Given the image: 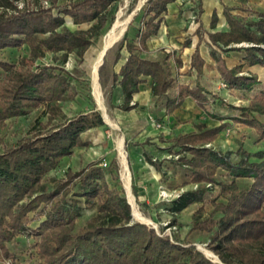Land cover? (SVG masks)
Listing matches in <instances>:
<instances>
[{
  "label": "trees",
  "instance_id": "1",
  "mask_svg": "<svg viewBox=\"0 0 264 264\" xmlns=\"http://www.w3.org/2000/svg\"><path fill=\"white\" fill-rule=\"evenodd\" d=\"M37 1V0H36ZM47 7L18 8L14 0H0V50L6 47L25 46L27 53L20 56L18 65L0 60L5 77L0 79V253L18 264L16 255L9 252L6 243L17 235H34L36 255L34 264H217L200 253L194 244L171 240L144 223L131 221L130 204L120 191L111 188L104 168L90 163L78 172L66 171V178L54 184L53 191L45 193L40 188L44 176L56 168L61 160L70 155L74 147L87 144L82 134L90 129L101 128L105 121L97 109L65 116L60 102L74 100L79 94L72 73L63 62L74 52L83 61L85 52L93 44L107 23V8L114 0H46ZM175 0H147L142 6L143 21L136 32V40L123 35V46L116 54L125 60L113 75L119 86L121 101L117 105L124 111L137 106L131 103L134 93L144 78H151V96L154 102L152 114L157 120L155 105L161 102L164 114L178 109L186 97H191L208 115V104L221 100L219 94L208 90L200 82L205 60L199 49L203 32L209 44L221 51L240 50L242 61L228 67L225 58L215 49L211 55L215 61L217 78L229 91H254L246 106L230 105L235 111L229 117L253 129L257 141L264 140V121L251 112L264 116V80L256 73H243L244 65L264 66V10L250 11L255 18L233 13V8L223 6L227 29L206 31L200 25L196 29L198 43L191 55L187 74L196 73L191 84H175V78L165 60L172 57L177 68L182 66L181 57L165 53L163 60L144 55L148 52V39L157 33L162 14L169 2ZM203 12L202 0H198V15ZM66 17L72 23H88L86 29L71 30L65 26ZM217 14L213 10L210 27L214 28ZM185 40L182 47L189 44ZM246 43L237 46L236 44ZM45 52L60 53L59 64L33 63ZM258 88V89H257ZM256 89V90H255ZM43 106L47 114L45 127L58 117L63 121L50 132H37L30 138H20L12 146H5L2 130L11 117L25 115L29 110ZM217 125L192 122L193 129L178 133L169 141L179 163L185 167L186 183L197 184L193 190L179 196L175 210L189 204L201 203L193 214L191 230L211 233L209 248L224 264H264V149L250 152L238 150L239 158L217 154L207 144L231 124L219 116ZM256 157L258 160H251ZM151 165L156 163L146 157ZM159 168V166H156ZM224 169L227 180L219 182L216 174ZM78 179L81 190L69 196L70 185ZM240 180H250L241 183ZM209 184V185H208ZM218 185L217 195L210 199L211 209L207 216L204 204L210 195V186ZM37 192H40L36 194ZM221 197L222 200H218ZM83 204V205H82ZM95 207L96 212L75 230L76 219L83 208ZM34 215H44L36 227L30 222ZM220 214L216 217V214Z\"/></svg>",
  "mask_w": 264,
  "mask_h": 264
},
{
  "label": "rangeland",
  "instance_id": "2",
  "mask_svg": "<svg viewBox=\"0 0 264 264\" xmlns=\"http://www.w3.org/2000/svg\"><path fill=\"white\" fill-rule=\"evenodd\" d=\"M69 1L59 0V3H67ZM140 1L143 0H114L107 8V23L105 27L99 35L94 36L93 44L85 52L83 61H80L74 52L68 54L63 65L72 73L73 82L77 84L80 94L74 100L60 102L65 116L70 117L78 112L91 109H97L102 113L93 85V63L101 48L104 33L118 13H122L123 16L133 14L130 24L127 26V37L130 40H136V32L143 21L142 6L147 0L139 7ZM16 2L17 4L22 3V7L27 6L29 8H36L40 5L47 7L49 5L45 0H16ZM224 2L229 6H235V12L246 18H255L250 11L264 10V0H225ZM175 3L179 13L186 17V23L178 35L181 40H184L194 36V30L197 26L195 17L198 13V0H175ZM212 4V0H205V7L208 12ZM207 18L210 19V16L206 12L205 19ZM64 24L71 30L86 29L89 26L88 23L76 25L68 17H66ZM207 24L205 25L207 26ZM218 28L222 29L224 25H218ZM194 39H196V36H194ZM178 42L180 43L181 41ZM123 44L124 42L121 39L118 44L112 47L100 64L101 66L97 69V82L102 96L101 101L107 110L109 120L103 117L104 126L84 132L82 138L87 144L74 147L70 155L65 156L56 168L44 176L41 180L40 188L48 194L53 191L55 182L66 178L67 170L78 172L90 163H97L104 168L105 177L110 187L120 191L127 202H130L121 172L120 159L123 153L131 174L130 186L136 208L143 216L149 218L151 223L138 220L133 215V208L130 203L131 221L144 223L154 228L158 233L169 236L171 240H179L184 244H194L200 253L211 259L199 249L198 245L202 244L211 250L208 244L212 234L191 230L193 214L201 203L193 202L179 210L174 209L177 204L175 202H178L179 196L185 191L195 189L197 184L186 183L188 180L187 171L179 163L178 155L174 153L175 149L171 147L169 140L178 133L192 130V122L203 121L207 125L213 126L219 123L218 117L222 116L227 118L231 125L207 145L216 151L217 154L229 156L235 161L239 158L238 150L255 152L264 149V140L258 142L257 135L253 129L232 122L229 119L234 113L240 114L241 112L231 109L230 105H248L249 100L239 99L237 96H243L242 94L246 92L247 95L253 97L254 91H239L236 94L227 88H220L217 85L219 78H217L216 71L213 69L212 61L208 55L210 49L203 45V54L208 61L206 70L208 71L209 79L203 77L202 83L210 87L212 92L219 94L223 100H217L209 107L211 116L205 111L200 114L180 111L176 113L177 111H174L170 115H165L162 103L159 101L156 103L155 108L161 120H157L152 114L154 102L149 87L150 80H146L145 84L139 87V91L133 95L131 103L137 102V106L130 111L121 110L117 107L121 101L120 88L115 85L113 75L125 60L126 52L124 48L121 49V58L117 62L115 60L117 51ZM241 44L246 45V43ZM178 48L174 49L170 45L162 48L152 47L144 55L163 60L165 53L174 52V56L181 54L186 59L185 53H182V50ZM25 53H27L25 46L6 47L0 50V60L18 65L20 56ZM59 55L60 53L45 52L42 57L33 63L30 64L28 62V65L34 68L40 63L59 64L61 62ZM165 63L172 76H174L176 85L180 84V82L190 81V78L183 74L186 68L183 67L178 71L172 57L165 60ZM263 72L264 70L259 71L261 77ZM5 75L3 69L0 68V79L4 78ZM180 108L183 110L182 107ZM251 114L264 121L263 115L255 112H251ZM62 121L63 118L58 117L51 124L43 127L42 125L47 122V114L44 107L39 106L31 109L25 115L11 117L5 121V126L2 130V135L5 136L4 144L8 147L14 145L18 139L30 138L37 132L48 133ZM119 140L123 141V152L119 149ZM147 156L151 157L156 165H151L146 159ZM251 160H258V158L251 157ZM104 162L106 163L105 166L103 165ZM156 166H159V168ZM227 179L225 170L220 169L216 174V180L222 182ZM240 182L243 184L250 182V180H240ZM70 189L69 196H73L75 192L81 190L77 178L72 180ZM217 189L218 185L210 186V195L205 200L204 207L206 212L203 217H206L207 212L211 209L210 199L217 195ZM38 193L40 192L36 194ZM218 200H222V198L219 197ZM95 212V207L83 208L76 219L75 230L82 226ZM219 215V213L216 214V217ZM31 216H34V219L30 222L31 227H36L44 218V215H34V213H31ZM37 240L38 237L34 235L20 234L12 241L7 242L6 246L9 252L16 255L18 264H34L39 261L35 247ZM187 260L188 258L185 259V264H187ZM10 263V259L3 257L0 253V264ZM214 263L224 264L220 261Z\"/></svg>",
  "mask_w": 264,
  "mask_h": 264
},
{
  "label": "crops",
  "instance_id": "3",
  "mask_svg": "<svg viewBox=\"0 0 264 264\" xmlns=\"http://www.w3.org/2000/svg\"><path fill=\"white\" fill-rule=\"evenodd\" d=\"M224 1L225 0H212L213 4L211 6L210 11L208 12V10L205 7V0H202L203 12L198 15V21H196L197 22V26H196V28L194 30V36H196V39H194V36H190V38H185L184 40H181V38L178 37V35L181 33L180 30L184 27V25L186 23V17L183 16L181 13H179L178 7H177L175 1L169 2L167 4V6H166L165 13L162 14L161 24H160V27H159L157 33L152 35L148 39L147 45H148L149 49H151L152 47H154V48H162V47H165L167 45H170L174 49L176 47H179L178 49L182 50V53H185L186 59H184L181 56V54L179 55L181 57L183 63H182L181 67L177 68V70L180 71L183 67H185L186 70H185V72L183 74L185 76L189 77L190 81H185V82H180V83H185V84L191 85L196 80V73L193 72L192 74H187V70L190 68L191 55H192V53H193V51L195 49V46H196V44L198 43V40H199V37H198V35H197V33L195 31L198 28V26L200 25V23H201V26L203 27V30H206V31L226 30L227 29V24H226V20H225V18L223 16V13H222L223 6L225 5V6L229 7V8H233L232 12L236 13L235 9H234L235 6H229ZM213 10H215L218 19H217V22L215 24V27L211 28L210 27V21H211V15H212ZM206 12L208 13V16H210V19H208V18L205 19ZM206 23H208L207 26L205 25ZM218 25H224V28H222V29L218 28ZM202 38H203L202 41L199 43V49H200V53H201L202 57L205 60V64H204V73H203L202 77H200L199 80H200V82H201V84L203 86H205L208 90H211L210 87H208L206 84L202 83V78L203 77H206V78L209 77L207 75L208 71L206 70V65H207L208 61H207L206 57L203 54V50H202L203 45L209 47V49H210V52H209L208 55H209V57H210V59L212 61V65L214 67L213 69L215 71H216V69H215V61H214V59H213V57L211 55V49L217 50L225 58V61H226V64L228 65V67H233L236 64H239L242 61V57L244 56V52L240 51V50H229V51H225V52L221 51L215 45H210L209 44V39H208V36H207L206 32H203ZM185 40H189L190 42H189V44L187 46L182 47V44L185 42ZM178 41H181V42L179 43ZM236 45L237 46H241L242 44L240 43V44H236ZM170 53L174 54V52H170ZM243 70H244L243 73H245V74L256 73L258 75V78L261 81L264 80V72H263V76L262 77L260 76V73H259L260 70H264V66H262V65H259V64H255V65H251V66L244 65ZM143 78H144V82H142L139 85V87L141 85L145 84L146 80H150L149 87L151 88V78L149 76H146V77H143ZM231 92L237 94V93H239V90H235V91H231ZM136 93H134V94H136ZM237 98L246 99L244 97V95L240 96V97L237 96ZM216 101H212L211 103H209L208 104V109L213 104V102H216ZM180 107H182L183 110ZM180 107L175 110V111H177L176 113H179V111L180 112H184V113L192 112V113H195V114H200L201 112H204V110L202 108H200L196 104L195 100L192 99L191 97H186L184 102H183V104ZM176 115H178V114H176Z\"/></svg>",
  "mask_w": 264,
  "mask_h": 264
},
{
  "label": "bare ground",
  "instance_id": "4",
  "mask_svg": "<svg viewBox=\"0 0 264 264\" xmlns=\"http://www.w3.org/2000/svg\"><path fill=\"white\" fill-rule=\"evenodd\" d=\"M144 1L145 0L140 1L138 6L140 7ZM132 15L133 14L123 16L122 13H118L116 18L113 20L111 25L107 28L106 32L104 33L101 48L98 51V54H97L95 61L93 63L92 74H93V85H94L95 95H96L97 102L100 106V109L102 111V114L106 120H109V117L107 114V110L103 106L104 103L102 104V101H101L102 96H101V92H100L99 85L97 82V69L99 66H101L100 64L103 62V59L105 58L107 52L112 47H114L116 44H118L121 41V39L123 38V35L127 30L128 24H130L129 22L131 21ZM122 142H123L122 140H119V143H118L120 151L123 150L122 149L123 148ZM120 163H121V167H122V169H121L122 178H123V181H124V184L126 187L127 196H128V199L132 205V208H133V215L140 221L151 223L150 219L143 216L136 208V205L134 202V197H133V194L131 191V186H130L131 185V174H130L129 167L127 165V162H126V159H125V156L123 153L121 155ZM198 247L203 253H205L207 256H209L214 262H219V257L216 256L211 250L207 249L202 244H199Z\"/></svg>",
  "mask_w": 264,
  "mask_h": 264
},
{
  "label": "built area",
  "instance_id": "5",
  "mask_svg": "<svg viewBox=\"0 0 264 264\" xmlns=\"http://www.w3.org/2000/svg\"><path fill=\"white\" fill-rule=\"evenodd\" d=\"M14 2L17 4L16 0H14ZM45 2H46V0H45ZM17 6H18V8H22V3H18ZM1 9H2V7H0V11H1ZM217 85H219L220 88H226V84L222 80H219ZM103 165L105 166L106 163L104 162Z\"/></svg>",
  "mask_w": 264,
  "mask_h": 264
},
{
  "label": "water",
  "instance_id": "6",
  "mask_svg": "<svg viewBox=\"0 0 264 264\" xmlns=\"http://www.w3.org/2000/svg\"><path fill=\"white\" fill-rule=\"evenodd\" d=\"M101 115H102V117H104L102 113H101ZM103 119H104V118H103ZM128 203L130 204V202H128ZM212 261H213V260H212ZM219 261H220V259H219ZM213 262H214V261H213ZM220 262H221V261H220Z\"/></svg>",
  "mask_w": 264,
  "mask_h": 264
}]
</instances>
